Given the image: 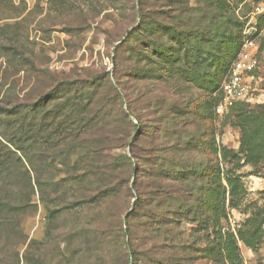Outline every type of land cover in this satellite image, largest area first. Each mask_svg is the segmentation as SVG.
Masks as SVG:
<instances>
[{
	"label": "trees",
	"instance_id": "trees-1",
	"mask_svg": "<svg viewBox=\"0 0 264 264\" xmlns=\"http://www.w3.org/2000/svg\"><path fill=\"white\" fill-rule=\"evenodd\" d=\"M130 15L138 22L114 47L113 78L104 70L89 77L69 76L30 109L0 105L1 224L5 213L24 206L10 201V183L5 176L12 163L24 167V158L34 173L35 185L41 188L45 184L42 172H50L54 164L71 160V156H81L80 177L84 176L87 188L95 191L91 199L105 193L114 195L112 189L119 186L123 196L134 197L131 210L123 220L119 216L115 229L122 240L124 237L133 264L143 257L144 264H180L179 253L185 252V244L178 226L196 219L206 195L210 210L215 211L213 203L218 198L224 200L227 195L229 205L236 207L243 192L235 173H226V185L212 180L217 167L195 159L200 135L193 136L185 129L188 121L198 117L195 112L199 106L201 117H212L217 96L196 103L193 88L203 82L201 77L213 73L215 64H222L215 59L239 27L242 36L237 51L222 80L211 90L219 87L241 47L242 27L226 0H131ZM148 51L156 53L160 61L150 63ZM119 71L126 78L137 76V97H126V88L116 79ZM60 88L63 92L58 94ZM245 103H236L222 117L224 123L232 119L231 124L239 130L237 148L218 147L213 141L209 145L214 154L229 162L233 159L236 167L255 165L264 157V104L250 107ZM106 147L128 148L131 155L123 151L108 155L119 181L96 190L95 175L106 160ZM97 157V161L91 160ZM24 175L30 180L26 169ZM261 217H247L235 233L215 232L222 264H243L238 241L249 247L259 241Z\"/></svg>",
	"mask_w": 264,
	"mask_h": 264
},
{
	"label": "rangeland",
	"instance_id": "rangeland-1",
	"mask_svg": "<svg viewBox=\"0 0 264 264\" xmlns=\"http://www.w3.org/2000/svg\"><path fill=\"white\" fill-rule=\"evenodd\" d=\"M226 1L242 30L246 23L253 24L256 29L260 66L250 81V99L245 104L250 107L264 104V11L258 14L252 11L258 0ZM130 2L0 0V105L15 104L18 109H30L36 100L43 101L47 91L69 76L89 77L104 70L113 78L114 47L138 22L130 15ZM240 30L238 27L222 44L220 56L215 59L222 64L214 63L216 69L213 73L204 75L199 79L203 82L195 84L196 103L217 96L218 85L213 90L211 87L222 80L227 63L234 57L242 36ZM133 40L132 37L129 42ZM147 54L152 59L150 63L160 61L156 53L148 51ZM159 69L164 72L163 67ZM136 77L126 78L123 71L116 74V79L126 88L127 98L140 94ZM62 92V88L57 90L58 94ZM195 113L199 114L198 117L191 118L185 127L191 135H200V151L195 159L204 164L213 163L217 167L216 173L210 177L223 185H226V173H235L243 192L236 207L229 205L227 195L224 200L218 198L217 203H213L215 211L210 210V199L206 195L196 219L178 226L185 244V252L179 253L180 264H222L215 232L229 230L235 233L247 217L255 214L264 217V157L255 165L244 163L236 167L233 159L229 162L214 154L209 148L212 141L218 147L236 149L239 130L231 124L232 119L224 123L225 118L219 119L213 112L210 118L203 114L201 117V106ZM13 150L20 155L16 148ZM122 151L112 147L103 149L106 160L95 175L96 190L107 189L108 183L118 180L114 163L107 156ZM123 152L131 155L128 148ZM32 162L36 164L37 160ZM27 163L24 158V167L12 163L5 176L6 183H10V201L24 206L18 208L17 205L5 213L3 224L0 218V264L134 263L127 256L124 237L122 240L115 233L117 219L120 216L123 220L131 210L134 197L123 196L119 186L112 189L114 195L105 196V193L91 199L95 191L87 188L89 182L84 176L80 177L83 169L81 156H71V160L54 164L50 172H42L41 179L45 184L41 188L35 185L34 173ZM25 169L30 180L24 175ZM238 245L243 264H264V220L260 239L255 245L249 247L242 241H238ZM202 248H206L205 252L201 251ZM144 262L143 257L138 264Z\"/></svg>",
	"mask_w": 264,
	"mask_h": 264
},
{
	"label": "built area",
	"instance_id": "built-area-1",
	"mask_svg": "<svg viewBox=\"0 0 264 264\" xmlns=\"http://www.w3.org/2000/svg\"><path fill=\"white\" fill-rule=\"evenodd\" d=\"M254 13L264 11V2L253 4ZM243 40L237 56L229 65L225 77L217 89V101L214 114L221 119L238 102L250 99V81L260 66L259 46L253 24L246 23L242 30Z\"/></svg>",
	"mask_w": 264,
	"mask_h": 264
}]
</instances>
